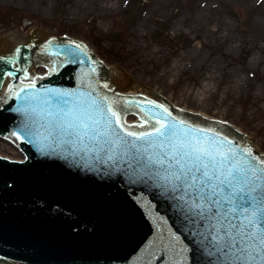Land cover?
<instances>
[{"label": "water", "instance_id": "1", "mask_svg": "<svg viewBox=\"0 0 264 264\" xmlns=\"http://www.w3.org/2000/svg\"><path fill=\"white\" fill-rule=\"evenodd\" d=\"M77 44L83 53L77 50L69 55L67 50L75 49ZM16 50L15 55L0 59V89L9 72L16 77L0 95V134L19 141L28 160L1 158L19 160L25 156L18 146L0 136L2 260L8 257L22 264H225L212 248L210 238H205L207 225L177 198L181 193L156 179L140 178L143 170L134 162L130 168L128 162L96 159L95 154L51 137L45 139V128H40L39 136L27 137L21 131L27 117L16 110L25 103L20 96L29 93H35L40 100L54 98L55 92L70 93L66 99L71 102L92 92L94 96H107L126 130L139 133L151 131L155 121L150 117L162 111L146 101L162 104L144 95L130 96L98 84L95 79L101 83L107 80L102 77H111L109 67L87 45L68 37L50 38L36 52V58L50 73L35 75L32 80H28L30 46L23 44ZM86 73L91 77L86 78ZM29 84L33 85L31 89L26 87ZM104 85L108 87V82ZM33 104L45 111L54 110L39 101ZM168 110L172 117L192 128L227 137L234 142V148L247 147L244 137L227 121L202 122L183 110ZM131 113L143 121L148 119V123L143 127L127 124L125 118Z\"/></svg>", "mask_w": 264, "mask_h": 264}, {"label": "rangeland", "instance_id": "2", "mask_svg": "<svg viewBox=\"0 0 264 264\" xmlns=\"http://www.w3.org/2000/svg\"><path fill=\"white\" fill-rule=\"evenodd\" d=\"M114 1L0 0V53L69 35L112 66L118 90L227 120L264 152V0Z\"/></svg>", "mask_w": 264, "mask_h": 264}, {"label": "snow or ice", "instance_id": "3", "mask_svg": "<svg viewBox=\"0 0 264 264\" xmlns=\"http://www.w3.org/2000/svg\"><path fill=\"white\" fill-rule=\"evenodd\" d=\"M77 50L83 53L78 44L67 51L74 55ZM69 95L55 92L54 98L43 100L35 93L20 96L25 103L16 110L27 117L21 131L35 138L45 128V139L95 154L96 159L128 162L130 168L134 162L143 170L140 178L156 179L181 193L177 198L207 225L205 238L225 264H264V158L250 147L234 148L227 137L176 120L153 101L146 103L162 111L150 117L155 121L151 131L138 133L126 130L107 96L89 92L70 102ZM33 101L54 110L45 111Z\"/></svg>", "mask_w": 264, "mask_h": 264}, {"label": "bare ground", "instance_id": "4", "mask_svg": "<svg viewBox=\"0 0 264 264\" xmlns=\"http://www.w3.org/2000/svg\"><path fill=\"white\" fill-rule=\"evenodd\" d=\"M90 2L92 3V6L93 7H96V8H99V9H103V7L105 8V7H108L109 5H111V4H113L115 1L114 0H90ZM23 42L24 41V39H21V40H17L16 42ZM108 67V66H107ZM111 67V66H110ZM106 68V67H105ZM111 73H112V71H111ZM211 73V72H210ZM209 73V74H210ZM130 92H132V91H130ZM158 95H161V93H157ZM166 99L169 101V103H171V100L169 99V97H166ZM172 104V103H171ZM173 106H175V107H177V108H179L178 107V104H176V103H174L173 104ZM180 108H182L181 110H183L184 112H188V110L186 109V108H183V107H180ZM198 113V112H197ZM187 114H189V115H191V116H197V115H194V113L193 114H190V113H187ZM201 114L202 113H200L199 114V116H197L198 118H200L202 121H203V118L202 117H204L205 115H202V117H201ZM205 118V117H204ZM237 129H238V131H237V134L238 135H240L241 137H244V139H245V141L247 142H249L250 143V141L252 140V138H251V136L250 135H248L246 132H244L240 127H236ZM249 145V144H248ZM252 148V147H251ZM253 149V148H252ZM254 150V149H253Z\"/></svg>", "mask_w": 264, "mask_h": 264}]
</instances>
